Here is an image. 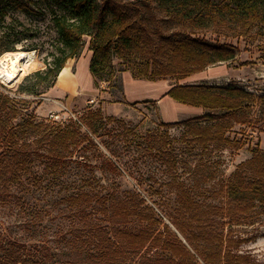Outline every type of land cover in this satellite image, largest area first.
Segmentation results:
<instances>
[{
  "label": "trees",
  "instance_id": "obj_1",
  "mask_svg": "<svg viewBox=\"0 0 264 264\" xmlns=\"http://www.w3.org/2000/svg\"><path fill=\"white\" fill-rule=\"evenodd\" d=\"M47 1L60 35L61 55L47 71L36 72L38 79L33 84L21 83L18 93L34 94L48 76L57 79L69 59L81 56L84 38L90 37V72L97 89L106 82L110 94L116 89L123 92L122 74L130 72L137 80L176 81L167 96L205 110L194 118L164 123L166 127L183 125L191 144L241 149L242 145L227 134L236 125L264 123V94L255 95L236 85L179 83L238 59L237 47L213 44L203 37L205 33L248 40L264 37V0ZM12 10L35 12L28 0H0V28ZM12 50L0 37V57ZM116 59L120 61L117 68ZM17 108L16 99L0 92V115L16 112ZM113 122L120 121L106 116L99 107L88 109L80 122L30 123L31 133L37 136L34 142L44 150L37 151V156L52 171L59 172L75 151L94 145V137ZM20 133L0 129V184L17 183L31 169V143L25 133ZM251 153L237 166L229 182L217 190L216 194L226 197L219 204L195 199L193 192L201 189L199 185L193 188L173 179L170 186L177 199L173 211L166 215L168 222L143 200L116 197L118 200L109 205L95 208V197L89 192L68 196L64 202L74 210L75 218L71 248L85 252L87 264H244V257L232 252L238 241L231 230L227 234L224 230L264 212V150L256 147ZM160 155L163 160L168 157ZM105 162L119 171L113 161ZM132 222L142 226L132 229L128 226ZM0 251V264H47L25 259L3 244Z\"/></svg>",
  "mask_w": 264,
  "mask_h": 264
},
{
  "label": "rangeland",
  "instance_id": "obj_2",
  "mask_svg": "<svg viewBox=\"0 0 264 264\" xmlns=\"http://www.w3.org/2000/svg\"><path fill=\"white\" fill-rule=\"evenodd\" d=\"M28 1L34 13L12 10L0 28V37L12 51H33L37 56L36 68L18 81L0 79V92L16 99L18 107L16 112L0 115V129L21 131L20 135L25 133L31 143L28 150L33 154L27 175L17 183L0 184V244L25 259L47 264H87L85 252L73 250L69 244L75 218L74 210L64 200L70 195L91 193L95 197V208L105 203L109 205L118 200L114 199L116 197L143 200L166 222V215L173 211L177 199L175 189L170 186L173 179L185 181L193 188L199 185L202 190L193 192L195 199L212 204L226 201L224 195L216 194L217 190L229 182L240 163L251 157L252 149L259 147L264 150L263 120L250 126L236 125L227 134L242 145L241 149L215 145L201 148L189 143L183 125L164 126V123L171 122L165 121V114H160L155 102L124 103L122 91L116 89L110 94L106 82H101L97 89L104 99H77L72 108L47 114L44 104H48L47 95L54 86V77L48 76L43 84L35 88L34 94H20L17 89L21 83L33 84L38 79L36 72L47 71L53 65L55 58L61 55L58 50L61 39L48 1ZM52 8L56 10L54 6ZM203 37L213 44L228 43L237 47L238 59L233 64L221 63L210 67L203 74L191 76L180 84L236 85L255 95L264 94L262 35L257 40L212 33H205ZM90 40V37L84 38L80 57L91 52ZM119 62L117 59L114 61L116 68ZM26 77L29 79L26 80ZM167 82L172 86L176 81ZM104 102L113 108L104 111ZM99 107L106 116H114L120 122L108 124L99 137H94V145L75 151L59 172L48 168L37 156V151L44 153V150L34 142L37 136L31 133L30 123L53 125L66 124L71 120L80 122L88 109ZM256 111L259 115V110ZM204 113L203 109L200 114L183 120ZM160 153L168 154V157L163 160ZM106 160L116 163L119 171L113 170ZM128 226L137 229L142 225L132 222ZM229 230L238 241L232 252L243 256L244 264H264V212L243 225L227 226L224 233Z\"/></svg>",
  "mask_w": 264,
  "mask_h": 264
},
{
  "label": "crops",
  "instance_id": "obj_3",
  "mask_svg": "<svg viewBox=\"0 0 264 264\" xmlns=\"http://www.w3.org/2000/svg\"><path fill=\"white\" fill-rule=\"evenodd\" d=\"M91 58L92 52H89L79 59H69L66 62L54 86L48 91V104H44L47 114L68 110L73 107L77 99L85 97H93L94 100L98 99V97L104 99V96H100L94 85V78L90 72ZM122 79V100L124 103L140 104L144 101H154L159 108L160 114L162 112L165 114L166 122H177L190 116L198 115L203 110L200 107L178 103L170 96H167V92L172 86L164 83V81L137 80L132 77L130 72H124ZM110 105L104 102L103 110L109 111V109H112L113 107Z\"/></svg>",
  "mask_w": 264,
  "mask_h": 264
},
{
  "label": "bare ground",
  "instance_id": "obj_4",
  "mask_svg": "<svg viewBox=\"0 0 264 264\" xmlns=\"http://www.w3.org/2000/svg\"><path fill=\"white\" fill-rule=\"evenodd\" d=\"M36 63L37 56L33 51H8L0 57V75L10 82L18 81L31 69H35ZM163 81L169 84L166 80Z\"/></svg>",
  "mask_w": 264,
  "mask_h": 264
},
{
  "label": "built area",
  "instance_id": "obj_5",
  "mask_svg": "<svg viewBox=\"0 0 264 264\" xmlns=\"http://www.w3.org/2000/svg\"><path fill=\"white\" fill-rule=\"evenodd\" d=\"M1 78H2V77H1V75H0V79H1ZM52 116H54V115H51V117H52Z\"/></svg>",
  "mask_w": 264,
  "mask_h": 264
}]
</instances>
